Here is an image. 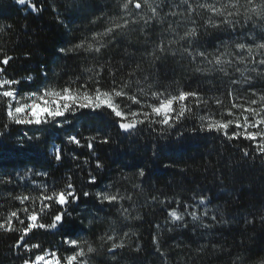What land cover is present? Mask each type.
<instances>
[{"label":"snow or ice","instance_id":"snow-or-ice-1","mask_svg":"<svg viewBox=\"0 0 264 264\" xmlns=\"http://www.w3.org/2000/svg\"><path fill=\"white\" fill-rule=\"evenodd\" d=\"M15 3L27 6L32 13L43 10V6L38 7L34 0H15ZM118 8L119 12L115 15L105 18L102 14L91 21L93 24L103 21L105 26L102 31H93L90 36L83 37L70 47L60 48L59 52L64 55L102 54L118 38H127L130 32L138 28L144 37L143 44L152 45L140 50L146 60L154 64L165 55L174 56L179 52L182 57L198 65L195 72L204 75L219 73L221 77L228 78L225 90L217 89L219 94L211 97L198 89L182 87L175 92L154 90L151 83L143 86L149 77L144 75L143 80L140 79V74L144 72L140 62L134 66L129 62L125 72L124 65L117 68L106 61L96 67H84L82 72L88 74L86 78L76 76L63 86L48 83L21 94L15 87L21 84V80L6 75V66L13 57L3 54L0 58V114L4 120L0 124V156L36 150L37 142L45 145L51 143L49 154L61 165L64 152L70 145L77 149L87 148L89 154L94 156L95 144H109L110 137L107 133L101 135L100 129L95 130V135L84 137L76 131L74 121L99 116L108 118L121 133L132 135L147 126L161 138L169 136L183 122L195 120L196 126L190 129L193 134L215 133L228 142L248 141L252 152L264 160V84L259 89L256 87L257 82H264V0H118ZM53 11L56 9L53 8ZM7 27L10 29L12 25ZM4 32L5 27L0 26V33ZM221 33L227 34V40L219 35ZM153 34L158 35V42L150 40ZM209 35H216L219 41L210 45L211 50L206 41L201 43L202 38ZM2 51L0 49V53ZM105 76L111 77L110 87L102 86ZM43 77L47 80V72ZM24 79L31 84L34 78L28 75ZM154 125L160 127L157 129ZM12 126L25 129L14 141L10 134ZM29 132L33 134L29 135ZM53 133L58 135L59 144L50 140ZM41 134H46L43 140ZM183 135V132H177V138ZM68 150L74 153V149ZM241 150L244 157L251 154L247 147ZM81 155L83 153H74L72 159L79 160ZM88 163L85 157L83 164ZM95 168H104L98 157ZM30 173L32 169H28L24 176L19 173L16 176L23 180ZM34 175L47 177L49 173L35 172ZM147 175L143 167H138L134 176L139 182L133 183L132 187L143 191L141 182ZM120 179L130 180L132 177L122 175ZM13 183L12 175L5 173L0 176V185ZM31 183L33 190L16 195L9 192L11 199L18 201L21 207L8 210L0 219V235L16 234L11 247L33 253L22 259V264H91L98 248L94 241L81 235L85 231L81 226L83 221L77 224L73 212L81 203H91L97 211H103V206L116 208L123 220L127 221L130 209L122 202L127 200L134 206L131 194L122 195L119 189L111 191L112 185L95 192L78 189L72 175H68L59 188L50 189L46 183L37 184L35 180ZM87 183L97 185V177L89 173ZM192 199L194 204L178 198L159 199L152 196L148 203L166 206V224H180L188 228L186 216L191 218L193 227L198 222L204 229L226 223L223 219L218 220L215 214L210 215L213 210L208 207L211 201L207 196L193 195ZM131 218L143 219L139 214ZM205 218L213 223H205ZM95 219L89 220V225ZM261 219L264 221V216ZM115 223L112 221L109 230L96 237L101 247L109 245L106 251L113 259L118 249L126 247L124 238L130 235L126 231L122 237L118 236L116 228L112 226ZM156 227L159 229L160 225ZM172 230L168 229L169 232ZM37 231L60 235L62 243L67 246L66 254L44 249L38 242H29ZM152 243L155 251L166 259V253L162 251L156 236H153ZM211 246L216 248L215 244ZM207 247L206 244L201 245L196 251L202 253ZM135 251H140V247L137 246ZM257 264H264V255L259 257Z\"/></svg>","mask_w":264,"mask_h":264},{"label":"trees","instance_id":"trees-1","mask_svg":"<svg viewBox=\"0 0 264 264\" xmlns=\"http://www.w3.org/2000/svg\"><path fill=\"white\" fill-rule=\"evenodd\" d=\"M34 2L38 7L43 6V10L32 13L27 6L16 4L15 0H0V26L5 27V32L0 33V49L3 50L0 58L3 54L13 57L6 66V75L21 80V84L15 86L21 94L48 83L63 86L76 76L86 78L88 74L82 72L84 67H96L106 61L117 68L124 65L125 72L129 62L133 66L140 62L144 69L140 79L143 80L144 75L149 77L143 86L151 83L154 90L168 89L175 92L182 87L198 89L211 97L219 94L217 89L224 91L228 85V78L221 77L219 73L204 75L195 72L198 65L182 57L179 52L174 56L165 55L152 64L141 55L142 48H150L152 45L143 44L144 37L138 28L130 32L127 38H118L102 54L64 55L59 52L60 48L70 47L83 37L90 36L91 32L103 30V21L96 24L91 21L102 14L105 18L117 14L118 0ZM7 25L12 27L9 29ZM219 35L227 40V34ZM150 40L158 42L159 37L153 34ZM205 41L209 50L212 43L219 42L216 35L203 37L201 43ZM131 53L134 55H129ZM45 72L48 74L47 80L43 77ZM28 75L34 78L31 84L24 79ZM262 84L264 82H257L256 87L259 89ZM102 86L110 87L111 77L105 76ZM3 120L0 114V124ZM74 123L76 131L82 136L95 135V130L100 129L101 135L107 133L111 142L95 144L94 156L89 154L87 148L77 149L70 145L68 149L83 155L79 160H73V151L66 149L62 165L49 154L51 143L45 145L37 142L36 150L0 156V176L7 173L15 181L7 186L0 185V219L8 210L21 207L18 201L11 199L10 191L16 195L33 190V180L37 184L46 183L50 189L59 188L63 186L66 177L72 175L78 189L95 192L112 185L111 191L119 189L122 195L133 196L134 206L127 200L122 202L130 209L127 221L123 220L116 208L109 206H103V211H97L91 203H81L73 212L77 224L83 221L81 226L85 231L81 235L94 241L98 248L91 264H257L259 257L264 255V221L261 219L264 216V160L252 152L248 141L228 142L215 133L193 134L190 129L196 126V121L191 119L164 138L147 126L132 135L121 133L108 118L99 116L96 119H78ZM153 127L158 129L160 126ZM24 131V128L12 126L11 139L16 140ZM177 132H183V137L177 138ZM32 134L29 132V135ZM44 135L41 134L42 140ZM50 140L60 143L55 133ZM245 147L251 153L248 157H244L241 150ZM154 152L159 154L153 155ZM85 157L89 160L87 165L83 164ZM97 157L104 164L103 169L95 168ZM78 164L80 167H77ZM138 167H143L148 174L141 182L143 191L132 187L133 183L139 182L134 176ZM28 169H32V173L23 180L16 176V173L24 176ZM44 171L49 173L47 177L34 175L35 172ZM89 173L97 177V185H88ZM122 175L132 179H120ZM193 195L207 196L211 201L209 206L217 211L218 220L223 219L226 223L216 224L211 229L169 226V223H165L166 206L148 203L152 196H157L159 199L178 198L182 202L194 204ZM172 206L175 207V203ZM137 214L143 219L131 218ZM93 217L96 219L89 225ZM112 221H116L112 226L116 228L118 236L122 237L126 231L130 234L124 238L126 247L117 250L115 259L106 251L109 245L101 247V243L96 240L97 236L109 230ZM157 224L160 225L159 229ZM169 228L173 230L169 232ZM15 236L0 235V264H22V259L33 255L24 252L23 248L11 247ZM153 236L159 240L166 259L155 251ZM29 242H38L44 249L66 254L67 246L58 234L37 231ZM205 244L208 247L204 252L196 251ZM212 244L216 245L215 249ZM137 246L140 251H135Z\"/></svg>","mask_w":264,"mask_h":264},{"label":"rangeland","instance_id":"rangeland-1","mask_svg":"<svg viewBox=\"0 0 264 264\" xmlns=\"http://www.w3.org/2000/svg\"><path fill=\"white\" fill-rule=\"evenodd\" d=\"M208 207L211 208L209 205H208ZM211 209H212V208H211ZM212 210H213V211L210 213V215H211V214H215V215L217 216V211L214 210V209H212ZM185 219H186V221L189 223V226H192V227H193V224H192V222H191V218L188 217V216H186ZM217 219H218V217H217ZM204 222H205V223H213L211 220H209V219H207V218H205V221H204ZM169 226L183 227V226L180 225V224L172 225L171 223H169ZM195 227H197V228H202V227L199 226V223H198V222L196 223ZM203 229H204V228H203Z\"/></svg>","mask_w":264,"mask_h":264}]
</instances>
